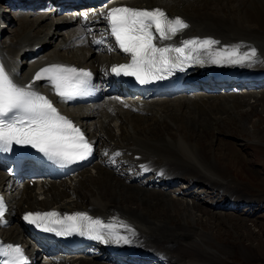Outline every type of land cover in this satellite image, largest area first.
<instances>
[{"label":"bare ground","instance_id":"6f19581e","mask_svg":"<svg viewBox=\"0 0 264 264\" xmlns=\"http://www.w3.org/2000/svg\"><path fill=\"white\" fill-rule=\"evenodd\" d=\"M33 2H26L25 5ZM166 4L176 12L175 14L189 18L192 25L188 31L190 36L219 41L218 45L222 49L239 46L241 53L255 48L258 60L254 65L234 66V68L247 71L248 74L260 73L264 76V0H169ZM0 8V62L14 76L17 84L29 83L32 73L51 61L61 60L94 68L97 66L98 57L102 56V53L96 48L63 50L65 46H71L70 43L67 44L68 34L81 29V25L74 18L56 19L52 14L37 12L40 18L32 21L31 13L26 12L20 15L21 24L18 33H15V39L4 41L1 35L5 32L6 19L9 15H15L17 7H7L3 4ZM13 9L16 11L14 12ZM44 23H46L45 27L38 28L37 31L45 38L41 51V55H44L31 62L32 58L27 55L22 58L23 68L19 67L10 53L22 36L31 33ZM53 25L55 27L51 31ZM95 30L98 33L99 28ZM56 37H62L59 44L54 45L53 50H47L58 41L54 40ZM31 54L34 55V52ZM15 68H20V72L12 74L11 70L15 72ZM256 86V83L245 84L241 93H236L231 88V93L221 97H202L196 101L186 96L174 100H160L148 105L144 110L146 113H151L149 116L121 111L115 120L119 125V132H115L114 127L111 126L109 116L95 113L89 115L86 112L79 114V119L83 123L90 119L91 124L87 126L95 128L94 133L96 138L100 139L101 148H105L106 145H137L139 149H145L147 155L154 154L158 156L156 158L159 161L169 164L164 174L169 166L178 176L193 178L198 186L202 185L201 188L207 189L205 197L202 194L188 193L187 196L192 199L181 200L182 198L176 199L164 191L153 192L152 190L162 186L148 181L144 183L134 173L129 175L128 171L133 167V162L120 157L115 165L110 166L109 171L97 165L93 169L95 173H83L74 185L65 186L66 194H56L57 199L44 202L42 205L52 203L69 206L66 198L69 190L72 189L80 199L86 198V201H90V205L101 204L106 209L114 207L115 211L120 212L130 221L131 227L135 229L136 234H139L140 239L142 238L141 243L144 248L150 252L158 251V255H164L163 260L166 262L169 260L172 264H211L209 260L208 262L201 260L203 258L205 260V257L217 262L215 251L209 247L210 243L201 238L205 232L202 230L204 227L200 225L203 223L200 217L204 218L208 215L205 213V208L210 204L206 202L211 199L219 208L237 205L238 202L248 205L243 198L247 197L246 201H248L249 196L246 194L244 182L232 173V166L229 167L228 164L217 159L207 148L205 141L208 135H217L215 134L219 128L217 125L222 123L220 120L224 115H229V120L236 119V116L238 119L239 116L253 114L264 104V90L261 91V95L258 90H253ZM263 109L261 111L264 113ZM242 131H245V126H242ZM216 139L220 141L221 138L216 136ZM120 165L122 166L118 168ZM5 177L6 174L0 170V188L6 180ZM133 181L143 184V188L130 185ZM249 204L248 207L251 206V203ZM192 211L197 214L193 215ZM10 230V233L9 231L3 233L4 237L14 239L19 230H16V225ZM185 248L198 252L195 254L194 263H191L190 256L186 257L183 253ZM96 259L98 257L94 258ZM94 260L80 258L76 260V264H96Z\"/></svg>","mask_w":264,"mask_h":264},{"label":"snow or ice","instance_id":"6c2138e0","mask_svg":"<svg viewBox=\"0 0 264 264\" xmlns=\"http://www.w3.org/2000/svg\"><path fill=\"white\" fill-rule=\"evenodd\" d=\"M105 19L116 46L130 57V62L112 66L111 72L116 76L134 77L140 84L166 79L193 64L250 67L258 60L255 48L241 54L239 46L218 49L219 41L213 39L192 38L181 40L179 46H164L165 41L173 40L189 25L181 17H169L160 8L119 6L111 8ZM91 76L92 73L84 69L51 64L37 71L31 82L19 85L0 62V151H10L13 145L30 146L62 166L90 156L92 144L84 132L61 115L34 85L44 81L55 95L67 101L88 93ZM4 215L5 205L0 199V223ZM23 219L46 233L86 236L105 245H130L133 240L128 234L137 235L135 229L123 221L118 228L112 222L82 212L70 215L56 211L27 213ZM0 257L4 258L0 264H28L18 245H0Z\"/></svg>","mask_w":264,"mask_h":264},{"label":"rangeland","instance_id":"374dc122","mask_svg":"<svg viewBox=\"0 0 264 264\" xmlns=\"http://www.w3.org/2000/svg\"><path fill=\"white\" fill-rule=\"evenodd\" d=\"M42 3V0H34L31 4L16 6L15 15H9L6 19L5 32L1 35L2 39L4 41L15 39V33H18L19 24H21L20 15L30 12L32 21L40 18L39 16L34 19V16L40 15L37 12H42L44 9ZM40 26L36 27L37 31ZM61 39L62 37L54 38L55 41H58L47 50H53L54 45H58ZM20 67L23 68L22 64ZM263 108L264 104L258 107L253 114L239 116L238 119L236 116V119L229 120V115H224L220 120L222 123L217 125L220 129L218 128L215 132L216 136L221 138L220 141H217L214 135H208L205 141L207 148L213 152L217 159L228 164L229 167L232 166V173L246 186V194L249 196V200L246 201L247 197L243 199L248 205L251 203V206L248 207V205L241 202H238L237 206H243L242 208L245 209L255 207L253 209L255 215H253L254 212L249 211V215L247 213L246 216L245 211L241 209L240 211L227 210L220 213L218 210H223L224 206L219 208L213 205V208H219L216 211L212 210L211 206H206L205 213L208 215L206 214L207 216L204 218L200 217L203 222L200 225L205 229L202 228L205 233L201 238L210 243L209 247L215 251L218 261L213 262L211 259H206V257L205 260L204 258L201 260L206 262L209 260L211 264H264V113L261 111ZM242 126H245L244 132ZM250 133L252 134L250 135ZM211 144L213 150L210 148ZM218 150L220 153L217 154ZM206 203L210 202L207 201ZM234 205L236 204L231 206ZM165 210L167 211V209ZM192 213L193 215L197 214L195 211H192ZM235 214L238 215L235 216ZM186 250L185 248L183 253L186 257L190 256L191 263H194L195 254L198 252L196 253L195 250L189 251V249L186 252Z\"/></svg>","mask_w":264,"mask_h":264}]
</instances>
